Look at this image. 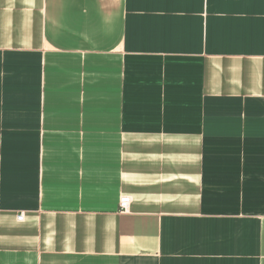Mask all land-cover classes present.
Segmentation results:
<instances>
[{
	"label": "crops",
	"instance_id": "obj_1",
	"mask_svg": "<svg viewBox=\"0 0 264 264\" xmlns=\"http://www.w3.org/2000/svg\"><path fill=\"white\" fill-rule=\"evenodd\" d=\"M45 46L119 51L106 114ZM0 264H264V0H0Z\"/></svg>",
	"mask_w": 264,
	"mask_h": 264
},
{
	"label": "rangeland",
	"instance_id": "obj_2",
	"mask_svg": "<svg viewBox=\"0 0 264 264\" xmlns=\"http://www.w3.org/2000/svg\"><path fill=\"white\" fill-rule=\"evenodd\" d=\"M44 51L47 56L46 57L47 62L48 63L50 62L49 64H47V68H54V66L51 64V62H54V61H56L57 64L60 63L61 65V66H56L60 71H62V83L63 84L60 89L64 90V89L77 88L79 90V89H86L89 86L91 87V85L95 87V91H93L92 101L89 100V97H86V98L78 97V100L76 98H73L74 101L71 100V103L80 107L82 105L80 103L85 102V99H87L89 106L91 107L93 105L94 112L101 111L102 113H105L102 110V107L104 105V102H106V96H105V93L101 91L100 89H103L102 87L110 88V89L118 88V85H119L118 77H122V75L119 76L120 73L122 72L121 70L122 66L120 63L121 56L118 53L119 51H115L109 55L99 56L98 54H91V55H88L87 57H80L79 62H77V59H71V58L76 57V56H81V55L67 54V53L59 54L57 52H54L55 50L51 49L48 46L41 48V53H43ZM56 80L55 81L53 80L51 83L59 84V82ZM18 84L21 85V88L19 90L20 93H27L33 90L34 95H35L34 97L37 100L36 96L40 94L42 79L38 81V77H36L35 82L33 83V86L31 87H29L25 83L24 80H18ZM12 86L14 87L13 90H18L16 89L15 83L12 84ZM13 97H15L13 98V100L20 98L19 96L17 97L13 96ZM34 97L30 96V103H34L32 100ZM26 101H27V98L25 97L24 104L26 103ZM60 104L63 106L69 105L70 100H61ZM62 111L63 110L56 112L54 114H51V115H56V114L57 116L69 115L68 111H64V112ZM81 111L83 110L81 109ZM72 115L75 116L76 114H72ZM82 115L83 113L77 112V119H81ZM93 120L101 121L102 119H100V115H99ZM103 129L107 131L105 132V134H110L115 131V130H112L113 127H109V126L101 127V126L91 125L89 126V132H91L89 135H91L92 137H99L98 134ZM138 140L140 141V139ZM147 140L150 141L151 144H140L138 148L139 152L149 153L151 150H157L156 146L158 145L156 144V141L155 140L151 141L149 139ZM141 141L146 142V140L144 139ZM127 143L133 145L134 141L133 140L127 141ZM155 157L157 156H153V155L151 156V158H155ZM134 158L135 157H131V158L127 157V159H134ZM223 188H224V185H223ZM259 213H260V210H255V215H258ZM20 215L22 216V214H19L18 216Z\"/></svg>",
	"mask_w": 264,
	"mask_h": 264
},
{
	"label": "built area",
	"instance_id": "obj_3",
	"mask_svg": "<svg viewBox=\"0 0 264 264\" xmlns=\"http://www.w3.org/2000/svg\"><path fill=\"white\" fill-rule=\"evenodd\" d=\"M131 202V199L129 196H121L119 199V209L120 211H127L129 208V204ZM18 220L22 219V216L17 217Z\"/></svg>",
	"mask_w": 264,
	"mask_h": 264
}]
</instances>
